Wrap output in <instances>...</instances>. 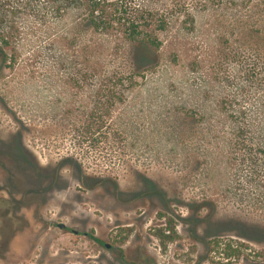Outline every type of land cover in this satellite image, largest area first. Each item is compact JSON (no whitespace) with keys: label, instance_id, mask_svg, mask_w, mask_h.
<instances>
[{"label":"rangeland","instance_id":"obj_1","mask_svg":"<svg viewBox=\"0 0 264 264\" xmlns=\"http://www.w3.org/2000/svg\"><path fill=\"white\" fill-rule=\"evenodd\" d=\"M89 5L0 0V264H264V0Z\"/></svg>","mask_w":264,"mask_h":264},{"label":"trees","instance_id":"obj_2","mask_svg":"<svg viewBox=\"0 0 264 264\" xmlns=\"http://www.w3.org/2000/svg\"><path fill=\"white\" fill-rule=\"evenodd\" d=\"M110 3L118 5L119 0H90L87 17L89 29L95 33H102L103 30L108 31L110 28L116 26L121 32L124 40L129 42L136 49V54L152 52V54L155 55L156 52L154 53L153 49H158L160 43L156 37L152 38L145 32L148 31L147 29L150 26L147 12L141 7L134 6L133 12L129 10L130 12H128V14L121 13L120 15L122 16L118 19L108 20L102 17V5ZM4 44V48H0L2 54L5 53V49H8V44ZM89 238L95 242L101 243L92 235H90ZM228 249H230V246H228Z\"/></svg>","mask_w":264,"mask_h":264},{"label":"water","instance_id":"obj_3","mask_svg":"<svg viewBox=\"0 0 264 264\" xmlns=\"http://www.w3.org/2000/svg\"><path fill=\"white\" fill-rule=\"evenodd\" d=\"M59 228L64 229L65 227H64V225H59Z\"/></svg>","mask_w":264,"mask_h":264},{"label":"flooded vegetation","instance_id":"obj_4","mask_svg":"<svg viewBox=\"0 0 264 264\" xmlns=\"http://www.w3.org/2000/svg\"><path fill=\"white\" fill-rule=\"evenodd\" d=\"M58 227H59V226H58ZM64 227H65V226H64ZM71 232H72L73 234H77V232H76V231H73V230H72ZM107 248H108V246H107Z\"/></svg>","mask_w":264,"mask_h":264}]
</instances>
